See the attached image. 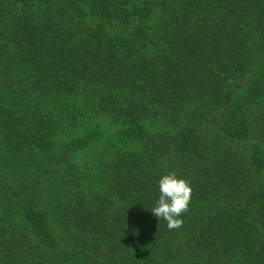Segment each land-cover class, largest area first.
<instances>
[{"label": "trees", "instance_id": "trees-1", "mask_svg": "<svg viewBox=\"0 0 264 264\" xmlns=\"http://www.w3.org/2000/svg\"><path fill=\"white\" fill-rule=\"evenodd\" d=\"M0 264H264V0H0Z\"/></svg>", "mask_w": 264, "mask_h": 264}, {"label": "clouds", "instance_id": "clouds-1", "mask_svg": "<svg viewBox=\"0 0 264 264\" xmlns=\"http://www.w3.org/2000/svg\"><path fill=\"white\" fill-rule=\"evenodd\" d=\"M159 197L151 209L152 214L167 222L169 229L179 228L182 213L189 208L193 189L188 180L175 171L164 174L158 181Z\"/></svg>", "mask_w": 264, "mask_h": 264}, {"label": "rangeland", "instance_id": "rangeland-1", "mask_svg": "<svg viewBox=\"0 0 264 264\" xmlns=\"http://www.w3.org/2000/svg\"><path fill=\"white\" fill-rule=\"evenodd\" d=\"M117 30H122L121 28H117ZM81 103L84 105L85 104V99H83L81 97ZM90 115V120L89 122L86 123L87 127H99L100 129H102L104 131V133L110 135L112 134L117 128L118 125H116L113 121L110 115L106 114V113H89ZM79 133H81L82 131L85 130V128H83V126L81 128L78 129ZM103 150V147L101 146H95V147H90L87 148L85 150V153L83 155V160H90L93 159L95 156H99L100 152ZM57 233H61V229L60 227L55 224Z\"/></svg>", "mask_w": 264, "mask_h": 264}]
</instances>
